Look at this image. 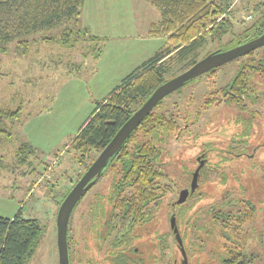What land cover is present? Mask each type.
<instances>
[{"label":"rangeland","instance_id":"374dc122","mask_svg":"<svg viewBox=\"0 0 264 264\" xmlns=\"http://www.w3.org/2000/svg\"><path fill=\"white\" fill-rule=\"evenodd\" d=\"M249 1L254 0L233 1L235 11L231 15L236 25L232 33L220 41L209 36L199 55L174 67L172 73L183 72L195 58L200 59L211 50L231 48L234 42L229 41L234 35L256 19V14L248 9ZM93 10H100L103 18L99 20L98 12L93 14ZM83 12V23L90 25L93 33L108 29L110 35H100L113 37L115 45L110 50L107 48L106 56L102 53L96 57L94 51H90L89 42L71 50L38 42L32 44L25 55L20 54L14 44L9 52L0 51V104L9 109H22L18 121L8 122L11 139L0 143V158H3L0 159V216L13 217L22 210L25 217L37 218L42 225L35 253L27 264H59L57 214L60 202L78 176L85 172L90 159H76L74 152L67 148L70 141L91 115L97 101L152 56L159 41L165 39L148 34L150 23L161 14L147 0H86ZM120 32L122 36L115 38ZM117 39L133 41L131 48L119 46ZM108 40H102L103 44ZM256 56L264 57V46L256 49ZM100 57V61L95 60ZM69 58L72 65L82 62L84 65L71 66ZM246 58V55L239 57L223 64L216 72L199 76L196 82L187 83L181 92L167 97L162 104L178 114L184 132L161 143L164 148L161 163L172 180V191L152 209L150 218L139 223L129 235L130 243L138 246L143 264H183L185 253L178 245L177 231L181 236L188 235L185 247L189 251V264H194L197 256L205 255L197 254L200 240L190 235V223L203 224L209 220L208 209L220 204L228 191L234 200L245 193L253 199L258 205L256 224L258 228L264 224V169L261 168L264 166V99L250 104L255 116L245 142L240 141L244 128L241 122L247 126L250 112L224 102L196 117L198 105L211 90L225 86ZM98 62H103L100 68ZM110 62L113 65L107 64ZM109 68L110 71L105 70ZM258 86L261 88V84ZM25 142L37 148L36 156L28 164L19 163L17 156V150ZM261 150L262 154L256 153ZM202 160L205 163L201 177L191 191L193 174ZM111 183L112 172L106 169L72 213L68 233L72 264H89L82 254L91 249L92 211L94 206L99 211H107L109 220ZM187 188L190 189L188 198L178 203L180 193ZM173 217L177 231L172 226ZM202 238L206 241L204 248L208 246L207 252L217 262L222 247L220 237L213 233L212 238ZM192 253L197 255L192 256ZM205 258L200 257L197 264L205 262Z\"/></svg>","mask_w":264,"mask_h":264},{"label":"trees","instance_id":"16d2710c","mask_svg":"<svg viewBox=\"0 0 264 264\" xmlns=\"http://www.w3.org/2000/svg\"><path fill=\"white\" fill-rule=\"evenodd\" d=\"M85 1L0 0V51L9 52L14 44L16 50L25 55L32 44L38 42L58 44L69 50L80 43L89 42L90 51H94L96 57L100 56L104 51L102 40L107 39V36L94 34L91 27L83 25L82 11ZM147 1L161 14L158 21L151 23L148 34L163 36L165 43L128 73L105 97L97 101L91 115L70 141L67 148L74 152L76 159L83 161L85 157H90L86 170L154 90L175 76L172 73L174 67L192 56H198L209 36L220 41L235 29L236 22L231 15L235 10L230 7L234 0ZM248 9L256 14V19L234 35L229 41L234 42L231 47L264 32V0L249 1ZM224 14L226 15L223 16ZM211 52L213 50L203 57ZM246 56L230 81L221 88L211 90L198 105L196 113L199 118L204 111L224 102L246 113L250 112L247 126L241 122L244 128L241 133L243 140L240 141L244 142L255 116L250 104L255 105L260 99H264V57L258 58L256 50ZM197 60L199 59L195 58L191 65ZM217 69L209 72H216ZM198 78L187 83L196 82ZM258 84H261V88ZM183 87L166 96L154 107L120 150L110 158L102 172L101 177L106 169L112 172L111 193L108 196L111 203L109 220L113 223L112 230L121 225L117 228L125 227L130 231L139 223L148 220L152 209L172 191V180L161 163L164 154L161 143L173 136H180L184 132V126L179 122L178 114L171 109H165L162 104L167 97L181 92ZM21 111L20 107L9 109L0 104V143L11 139L12 132L8 122L18 121ZM263 150L256 153L262 154ZM93 151L96 153L91 155ZM36 153V146L29 142L23 143L17 150L19 163H30ZM261 168L264 169V166ZM84 173L78 176L64 194L60 204ZM230 194V191L226 192L220 204L216 203L208 209L209 220L203 224L189 221L190 235L193 234L200 240L197 254L205 253L202 254L204 258L210 257L205 258L202 264H264V224L261 228L256 224L259 217L258 205L246 193L238 200H234ZM200 232L209 238H212L213 233L220 237L222 247L217 262L207 252L208 246L204 248L206 241ZM41 233L42 225L39 220L25 217L22 210L13 217L0 216V264H27L35 253ZM178 237V245L185 253L183 264H189V251L185 247V238L188 235ZM164 246L166 247L165 244ZM197 254L192 253V256ZM202 256H197L194 264ZM129 264L141 262L129 260Z\"/></svg>","mask_w":264,"mask_h":264},{"label":"water","instance_id":"95a60500","mask_svg":"<svg viewBox=\"0 0 264 264\" xmlns=\"http://www.w3.org/2000/svg\"><path fill=\"white\" fill-rule=\"evenodd\" d=\"M264 46V32L259 36L224 50H216L200 58L183 72L168 79L158 86L145 103L121 126L107 146L99 153L95 161L85 171L78 182L69 191L61 203L57 214V244L59 253V264H71L70 247L68 240L69 223L72 213L78 202L86 192L101 177L102 172L110 158L114 156L125 144L134 130L142 123L145 117L154 107L166 96L196 77H199L211 70H215L223 64L245 56L248 53ZM205 161L202 160L193 174L191 191H194L198 184L200 170ZM190 189H184L180 193L178 203L186 201ZM175 225V217L172 218V226Z\"/></svg>","mask_w":264,"mask_h":264},{"label":"flooded vegetation","instance_id":"af4514ba","mask_svg":"<svg viewBox=\"0 0 264 264\" xmlns=\"http://www.w3.org/2000/svg\"><path fill=\"white\" fill-rule=\"evenodd\" d=\"M96 208L92 211L90 224L91 249L82 254L83 258L89 264H129V260L140 261L143 264V258L138 255V246L130 243L129 235L136 226L130 231H127L125 227L118 229V226L121 225L112 230L111 224L113 223L106 217L107 211H99ZM102 217H105L104 221L101 220ZM174 229L176 230V225H174ZM79 230L81 233V224ZM177 232L176 239L180 235ZM70 257L72 264V253H70Z\"/></svg>","mask_w":264,"mask_h":264},{"label":"crops","instance_id":"0c3cea01","mask_svg":"<svg viewBox=\"0 0 264 264\" xmlns=\"http://www.w3.org/2000/svg\"><path fill=\"white\" fill-rule=\"evenodd\" d=\"M98 2H100V0H98ZM85 3H86V1H85ZM85 10V5H84V8H83V11ZM82 11V17H83V14H84V12ZM98 12V13H97ZM97 12H94V10H93V14L94 13H97L98 14V19L100 20L101 18H103L102 16H104L103 15V13H100V10H97ZM160 19V18H159ZM159 19H157L156 21H158ZM84 21H83V19H82V23H83ZM152 22H154V21H152ZM151 22V23H152ZM150 23V24H151ZM83 25H86V23H83ZM89 27H91L90 25H89ZM92 29V28H91ZM106 32H104V31H99V34L98 33H96V32H94V33H96V34H98V35H100L101 33H103V34H109L110 35V33H108V29L107 30H105ZM121 33V32H120ZM119 33V34H120ZM122 34L123 33H121V35H118V36H116L115 38H117V37H119V36H122ZM124 34H126V33H124ZM109 35H100V36H107V38H109V40H108V43H106V44H104V47L106 48V50L104 49V51H103V54H105L104 56H106L107 55V48H109V50L111 49V47L112 46H114L115 44L113 43L114 42V40L112 39L113 37L112 36H109ZM115 42H116V44H119V46H124V47H126L127 49H130L131 47H130V44L131 43H133V41H128V40H126V41H123V40H115ZM160 43L158 44V47H157V49H155V51H157L164 43H165V39H162V40H160L159 41ZM71 50V49H70ZM108 50V51H109ZM100 59H101V57L100 58H96L95 60H98V61H100ZM105 59V58H104ZM70 62H72V60H71V58H69V63ZM91 63V62H90ZM101 63H103V62H98V68H100V64ZM118 63V62H117ZM107 64H110V65H113V62H110V63H107ZM70 65L71 66H83L84 65V63L82 62V63H74L73 65L70 63ZM106 71H110L111 69L109 68V69H105ZM100 71H98L97 72V74L99 73ZM113 89V88H112ZM111 89V90H112ZM110 90V91H111ZM106 96V95H105Z\"/></svg>","mask_w":264,"mask_h":264},{"label":"built area","instance_id":"2783aa9c","mask_svg":"<svg viewBox=\"0 0 264 264\" xmlns=\"http://www.w3.org/2000/svg\"><path fill=\"white\" fill-rule=\"evenodd\" d=\"M235 3H236V1H235ZM233 6H234V5H232L231 7H233ZM225 15H226V14H224L223 16H225ZM251 18H252V16L249 17V19H251ZM52 164H53V163H52Z\"/></svg>","mask_w":264,"mask_h":264}]
</instances>
